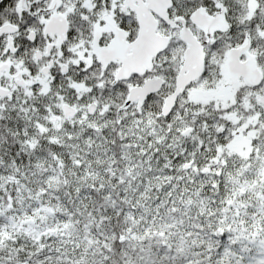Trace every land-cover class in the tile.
I'll return each instance as SVG.
<instances>
[{
  "label": "flooded vegetation",
  "instance_id": "1",
  "mask_svg": "<svg viewBox=\"0 0 264 264\" xmlns=\"http://www.w3.org/2000/svg\"><path fill=\"white\" fill-rule=\"evenodd\" d=\"M250 1L253 8L247 12L246 0H203L192 11L182 10L181 2L170 0L171 5L166 10L168 19L184 21L176 22V28L172 30L151 10L153 0H0V115H7L8 127L15 119L19 124L29 123L30 129L26 132L34 138H26L30 143L24 139L20 142L23 150L28 152L49 147L48 139L53 134L69 132L78 120L83 123L106 120L109 124L113 115L120 121L119 137L125 142L129 127L137 123L135 118L149 120L151 117L146 109L135 113L136 103L125 105L130 91L152 79L161 81L158 92L147 96L142 106L158 99L163 103L173 92L186 49L179 40V31L184 28L202 47L204 68L200 78L189 84L177 98L168 117L174 112L183 115L180 107L187 113V104L182 103V98L186 91L195 87L198 88L192 96H200L206 103L226 104L225 110L207 113L218 121V127L223 128L208 132L206 140L203 136L196 140V164L210 170L205 179L210 178L215 183L229 167L221 158L226 153L217 148L231 147L234 139L242 136L227 127L238 126L239 121H246L251 116V120L257 122V115L255 118L251 112L255 108L264 111V97H261L264 93L255 94L253 101L246 97L248 92L264 86V51L255 56L259 52L256 50L257 35L253 37L245 32L240 43L227 46L236 33L234 24L239 18L232 13V8L242 7L240 24H244L246 30V18L251 19V12L256 7L254 0ZM198 9H203L207 17L216 18L218 29L222 31L205 35L193 26L190 16ZM139 13L157 24L158 35L166 38L168 44L152 58L149 69L140 66L137 74L129 73L126 79L116 80L123 54L132 55L138 50L134 46L130 51L129 46L138 38ZM231 50L239 52L235 58L237 65L230 70ZM249 63L254 64L258 74H250L251 67L246 69ZM213 86L218 89L216 95L210 92ZM113 104L119 105L115 114L111 108ZM203 114L206 113L202 112L200 116ZM170 131L186 141L194 132L184 137L182 133L186 128L176 133L169 126L168 134ZM158 132L143 138L147 139L148 145L150 143L146 148L157 146L153 137H159L160 146L167 145L169 139L163 140ZM223 133L227 135L221 136ZM238 142L235 150L244 154L238 157L246 160V139ZM55 148L56 152H61L58 145ZM201 149H204L203 153ZM55 156L57 162L59 157ZM60 157L63 161V156Z\"/></svg>",
  "mask_w": 264,
  "mask_h": 264
},
{
  "label": "rangeland",
  "instance_id": "2",
  "mask_svg": "<svg viewBox=\"0 0 264 264\" xmlns=\"http://www.w3.org/2000/svg\"><path fill=\"white\" fill-rule=\"evenodd\" d=\"M241 1L243 2L244 0ZM246 4L248 7H246V10L249 9L250 11L253 8L251 1L246 0ZM238 15V19H241L242 11L238 12ZM262 31L264 29L258 28L257 33L261 35ZM256 50L259 52L255 56L262 55L261 51H264V44L261 49L257 48ZM250 53L254 54L253 51ZM262 60H264L263 57ZM216 86L210 88V92L214 95L218 91V86ZM196 88L198 87L189 89L183 95L182 103L184 105L187 104V113L179 118L177 125L170 126L174 132L180 133L187 128V122H194V132H192L193 134L187 140L193 146V149L191 148L192 152L183 153L181 151L179 154H170L167 155L169 159L171 157L173 159L183 157V154L185 155L186 161L192 158L194 156V150H197V138L203 136L204 140H206L209 132L208 128L202 122L199 124V120H202L200 113L213 114L215 111L225 110L227 107L226 104L222 105L218 101H215L213 104L206 103L207 101H202L200 96H192ZM262 93H264L263 85L256 91L248 92L246 97L253 101L255 94ZM258 110L255 108L251 112L252 115L255 114V118L257 115L256 120L264 118V111L260 112ZM178 113L174 112L172 116H177ZM144 118L142 117L141 124L137 122L129 127V134L124 136L126 144L119 158L120 167L112 163L114 156L109 150L106 132L102 131H106L107 129L108 123L106 120L102 122L95 120V122L90 121L87 123L78 120L74 122L76 125L69 132L53 134L48 141L59 146L61 151L59 154L63 156L64 164L59 168H55L46 159H38L36 161L37 165L30 168L29 172H26L28 170L25 169L21 171V175L18 177L20 178L18 180L19 183L15 188V198L12 205L6 208L0 204V218L4 222L6 221V226L1 227L0 230V242H6L12 237H17L19 240L21 238L26 239V241L29 238L32 241H29V243L35 246L39 244L43 236L48 235L49 238L52 237L51 240L56 245L61 244L67 246L69 253L75 256L73 262L79 261L81 263L79 255H84L87 257L85 261L83 260L84 264H101L100 260H93L92 255L96 247L95 244L97 243L94 239V237L97 238L95 234L101 230L100 227L102 225L100 224L105 220L102 215L97 214L96 211H92L88 205L89 199L86 196L79 195H83L81 190V186L82 188L85 187L83 184H87L89 187H96L105 195L108 194V184H111L116 187L124 185L123 192H128L130 205L135 207L133 212L128 213L134 215L128 217L129 219L133 217L132 221L135 225L134 228L127 227L125 230L127 234L125 237L128 243L137 240L144 244L145 247L141 249L146 254L151 252L158 245L155 236L139 235L137 231L146 225L151 230H156L157 227L160 228L161 226L160 229L163 233H160V237L166 243V246L169 245L170 240L176 241L179 243L178 249L183 255L188 251L192 254L196 252L198 254L200 251L205 250L211 252L210 247L204 242V239H207L203 238L201 242L197 237V233L193 231L196 227L192 229L186 223V216L191 213V207H193L192 211L199 212L202 209V205L200 206L197 202L195 195L185 200L181 193L171 191V188L168 186L169 178L165 174L167 163L163 158H159L156 151L146 148V146H149L146 138L143 140L142 137L135 135L136 131H140L141 135L143 133L144 135L147 134V123ZM252 118L253 116L251 118L248 117L246 121H239L238 126L227 127L229 130L232 129L234 132H239L242 136L241 138H235L231 147H218L217 149L223 150L226 153V155L221 157L224 159V163L229 165L226 170V176L227 173H242L249 170L251 172L249 175V190L259 193L257 191L258 189L264 190V138L259 136L261 129H257V122L251 120ZM211 122H214V118L211 119ZM215 125L214 122L211 129L217 130L218 128H223V126L218 127V125ZM255 128L256 130H254ZM86 129H90L97 134L94 135ZM226 135L227 133H223L221 136ZM252 137L254 138L252 139ZM153 139L156 145H160L159 137H153ZM245 139L246 158L249 161L245 159L241 160L238 155L244 156V154L235 150V147L239 143L238 140ZM204 146H207V143ZM201 150H203V153L204 149ZM185 158L183 157L182 163L176 166L177 169L185 166ZM235 160L239 162L232 164ZM59 170H61L60 174L63 173L64 175V184H61ZM187 176L194 186L196 177L191 172L187 173ZM106 180L111 182H105ZM210 180L208 178L201 182L198 181V185H200L198 187L201 189L202 185L208 184ZM4 181L5 179L0 177V188L4 187ZM28 181L33 188L37 189L41 187V189L35 190L29 185L26 186L25 183ZM222 186L226 187L224 183ZM241 190L246 192V184L241 186ZM70 191L74 194H67ZM187 200L191 202V207H186L185 201ZM201 201L206 204L210 203L203 199ZM168 203L176 207L179 206L178 208L183 214L178 217L173 214L168 215L172 217L169 220L163 219L164 221L162 222L164 223L162 225L154 224V221H156L154 216L157 212H161L162 217L165 215L163 213L168 214ZM212 208L210 207L209 211ZM121 251L125 253V248H122ZM138 261L140 264H143L147 259L141 257Z\"/></svg>",
  "mask_w": 264,
  "mask_h": 264
},
{
  "label": "trees",
  "instance_id": "3",
  "mask_svg": "<svg viewBox=\"0 0 264 264\" xmlns=\"http://www.w3.org/2000/svg\"><path fill=\"white\" fill-rule=\"evenodd\" d=\"M182 0H176V2H181ZM194 6L197 3H202L203 0H190ZM255 12L251 19L246 18V33L251 36L258 35V28L264 29V0H254ZM177 9L173 8V12ZM190 11L192 9H185ZM232 13L234 12L238 15V12L242 10L237 8H232ZM248 12V10H247ZM234 18L236 16H233ZM241 19L235 21L234 26L236 27V34H240L244 30L245 25L240 24ZM257 48L261 49V46L257 44ZM158 99V97H157ZM162 101L155 100L153 103H145L144 109L151 115L150 119H145L147 125L146 130L147 134L141 135L140 131H136L138 137L142 139L149 135V133L154 134L156 131L161 134L163 140L169 139V142L162 144V146L155 144L156 147L153 148V151H156L159 158L167 163L165 174L168 176V186L171 188L172 192L181 193L183 198L189 199L194 195L199 196L203 200L211 202L214 199H218V206L214 211V208L209 211V203L205 204L207 212H203V216L200 219H197L195 224V218L201 216L199 214L190 213L187 214L186 223L192 228L193 225L196 227L197 236H205L207 240L204 239L207 246L210 247L211 252L208 250L200 251L198 254L190 253L188 251L183 255L178 249L177 242L169 241V245L166 246V243L160 237L161 226L164 222L163 219L169 220L171 218L168 215H172L174 211L178 209L175 205H170L168 203V214H165L162 217L161 212H157L154 216V224H160V228L157 227L156 230L148 229L147 225L141 229H138L137 234L144 236H155V240L158 242L157 247H154L151 252L145 253L141 248H144V244L138 242H125L124 245H119L117 243V238L119 235H126V228L132 227L135 225L131 217L129 219L128 213L132 212L130 201L124 199L125 186L121 185L116 187L115 185L108 184V194L105 195L102 191H99L96 187L85 185L84 188L81 186L82 194L79 196H86L89 201L88 205L93 212L96 211L97 214L102 215L104 222L100 225V231L95 235H101L103 242L97 241L98 248L96 250V259L101 261L107 260L108 264H140L138 259L145 258L147 261L143 264H264V190L250 191L248 185L246 184V200L239 199L237 195L239 194L238 186L234 183L227 185L224 188L223 186H210L212 183L203 184L201 189L197 186H193L189 180L187 173L177 169V165L182 163L183 157H178L169 159L167 155L170 154H179L192 152L193 147L188 144L185 139H182L179 134L172 133L168 134V127L174 120H178L183 117L186 113L184 112L183 107L177 106V109L180 110V113L177 116H170V118H163L160 116V108ZM111 108L114 110V114L119 108V105L113 104ZM185 108V107H184ZM186 110V109H185ZM6 114L0 115V177L5 179L4 187L0 188V204L6 208H9L12 205V202L15 198V188L16 182L20 180L19 175L23 169L28 170L37 165L38 159H49L51 166L59 168L64 164L61 161V157L56 152L54 145L49 144L47 148L38 149L37 152L24 151L21 147V140L27 141L26 138L33 140V134L31 136L27 134L26 130L30 129L29 123L19 124L17 119L14 120L13 124L9 127L6 124ZM173 118V119H171ZM202 124L211 123L212 117L208 114H203L201 117ZM20 120V119H19ZM138 124H141L142 117L134 119ZM28 125V126H27ZM120 121L116 115H113L111 121L107 126V129L112 132H106L107 141L109 143V149L112 151L114 158L112 163L117 167H120V156L124 148V140L119 137V127ZM187 126L194 127V122H187ZM23 132V133H22ZM150 145V143H149ZM169 148H168V147ZM186 146L187 150H183V147ZM168 148V149H167ZM192 148V149H191ZM53 155L59 157L58 161H53ZM197 153L194 150V156L189 160H194L197 162ZM186 161V158H185ZM61 176V184H64L65 178L63 173ZM65 173V171L63 170ZM239 174V173H238ZM237 174V176H238ZM25 178V177H24ZM238 178L234 182H236ZM106 180L105 182H107ZM19 182V181H18ZM111 182V181H108ZM25 184L32 187L31 183L28 181ZM1 187V184H0ZM33 188V187H32ZM35 189V188H33ZM40 189L37 188L35 190ZM66 194V193H65ZM67 194L73 195L72 191ZM51 203V201H49ZM186 207H191V202L189 200L185 201ZM192 208V207H191ZM242 210V211H240ZM183 212L179 215L181 216ZM174 215V214H173ZM143 216V215H141ZM221 219L223 222L230 224V232L237 239L235 244L225 245L224 242L231 236V233L224 231L223 236L220 235L218 228L215 226L217 220ZM220 221V220H219ZM218 221V222H219ZM161 222V223H159ZM220 223V222H219ZM156 225V226H157ZM196 225V226H195ZM6 226V221H2L0 218V230L1 227ZM200 230H199V229ZM95 238V237H94ZM148 241V240H147ZM146 241V242H147ZM147 244V243H146ZM53 245H32V243L23 244L17 237H12L8 241L0 242V264H84V261L87 257L84 255H79L81 263L79 261L73 262L75 258L74 254H70L67 249L59 247L57 249L53 248ZM122 248H125V253L121 251ZM241 250V251H240ZM226 251V256H222V252ZM240 251V253H239ZM148 255V256H147ZM81 256V257H80ZM84 260V261H83ZM93 262V261H92Z\"/></svg>",
  "mask_w": 264,
  "mask_h": 264
},
{
  "label": "water",
  "instance_id": "4",
  "mask_svg": "<svg viewBox=\"0 0 264 264\" xmlns=\"http://www.w3.org/2000/svg\"><path fill=\"white\" fill-rule=\"evenodd\" d=\"M151 1V0H150ZM154 8L151 7L155 11L156 14L159 15L161 19H163L166 23L170 25V27L174 28L175 25L173 22H169L167 19L166 9L170 6V0H153ZM162 2V3H161ZM163 5V6H162ZM201 12H195L191 17L190 21L193 25L199 28L204 34H211L213 32L222 30L218 29L216 18H206L203 16L201 18ZM152 20L149 18H143L140 13L138 17L139 24V34L137 40L129 46L130 51H133V47L137 46L138 50L132 54L126 56V52L123 54L121 58L122 69L128 75L129 73L137 74V68L142 65V62L148 61L155 56L158 52L162 50L163 40L160 41L158 47L154 46L151 40L149 39L150 35L153 36V24ZM154 23V22H153ZM264 35V34H263ZM155 36V35H154ZM157 37V36H155ZM158 38V37H157ZM180 40L186 45V49L184 52V60L182 66L179 70V74L176 78L175 89L171 95H169L163 102L161 107V116L167 117L176 102L178 96H180L186 87L199 79L202 74L203 66H204V54L201 46L195 41V39L190 35L187 30H181L179 33ZM161 45V46H160ZM239 50H231L229 54L230 58V70L237 65L236 56H238ZM251 67L250 74L256 75L257 71L254 67L253 63L246 64V69ZM120 71L117 73L116 78L120 77ZM161 86V81L152 79L146 81L141 88L133 89L129 93V101L138 100V104L144 101V99L158 92ZM192 129L189 128L182 133V136H188L191 133ZM189 165L183 166V170H187ZM123 241V238H119V243Z\"/></svg>",
  "mask_w": 264,
  "mask_h": 264
},
{
  "label": "bare ground",
  "instance_id": "5",
  "mask_svg": "<svg viewBox=\"0 0 264 264\" xmlns=\"http://www.w3.org/2000/svg\"><path fill=\"white\" fill-rule=\"evenodd\" d=\"M181 3L183 4V7H182V10H185V9H195L197 6H194L193 4H192V2H190V0H182L181 1ZM175 7V6H174ZM173 7V8H174ZM254 12H255V10H253L252 12H251V18L253 17V14H254ZM152 24H153V27H152V29H153V36L152 35H150V37H149V39L151 40V42L153 43V45L156 47H158V45H159V43H160V41L161 40H163L162 42H163V44H161L162 45V50L161 51H163L164 49H165V47L167 46V39L165 38V39H163L162 37H160L159 35H158V32H157V24L154 22H152ZM245 32H246V30L244 29L242 32H240V34H236L235 33V35H233V37H232V40L229 42V45L227 44V46H229V47H231V46H235V45H237L238 43H240L243 39H244V36H245ZM157 36V37H155V36ZM160 45V46H161ZM170 48V47H169ZM168 48V49H169ZM151 61H152V59L151 60H148V61H145V62H142V65L141 66H147L148 67V69L151 67ZM121 72L120 73V77L119 78H116V80H122V79H126L127 78V74L125 73V71L122 69V67H120L119 69H118V71H117V73L118 72ZM117 73H116V75H117ZM166 99V98H165ZM164 99V100H165ZM123 101H124V99H122V101H121V105L123 106ZM133 103H136V106H135V108H134V112L136 113V112H140L141 113V111L144 109V105L142 106V104H143V102H141L140 104H138V100H134V101H129V95H128V97H127V100H126V102H125V105L126 106H129L130 104H133ZM179 120V119H178ZM178 120H174L171 124H170V126H175V125H177L178 123H177V121ZM215 122V124L216 125H218V121H214ZM214 122H211V123H207V124H205V126H206V128H208V131L209 132H214V131H216L215 129H211L212 128V125H213V123ZM215 125V126H216ZM215 128V127H214ZM211 129V130H210ZM106 132L108 133H110V134H112V132L110 131V130H108V129H106ZM252 132V131H251ZM254 137H252V139H253ZM183 150H187L186 149V146L185 147H183ZM199 166V167H198ZM187 173H189V172H191L192 174H193V176H195L196 177V181L194 182V186H197L198 185V181H202V180H204L206 177H207V174H208V169L207 168H204V166H200V165H198V164H196L195 162L194 163H191L190 165H189V167L187 168ZM227 181H229V182H234L235 180H236V178H237V174L236 173H227ZM128 193V192H127ZM127 193H125L123 196H124V199H128V197H130L129 196V194H127ZM61 195H62V193H61ZM131 199V198H130ZM131 209H132V212L135 210V207H131ZM182 212H181V210L178 208L176 211H174L173 212V214L176 216V217H178L180 214H181ZM102 237L103 236H101V235H98V238H94L95 240H96V242L99 240V241H101V242H103V240H102ZM52 239V237L51 238H49L48 237V235L47 236H43V238H42V240L39 242V245H46V244H48V245H53L54 247V249H57V248H59V247H63L64 249H66L67 248V246H65V245H61V244H58V245H56L55 243H54V241H52L51 240ZM19 241H21L23 244H25V245H27V244H29V241H26V239H20ZM97 244H98V242L95 244L96 245V247L94 248V251H93V255H92V258H93V260H95L96 258V250H97V248H98V246H97ZM58 250V249H57ZM101 258H103L102 257V255H101ZM100 258V261L102 260ZM96 260H98V259H96ZM108 261L107 260H105V261H101V264H108L107 263Z\"/></svg>",
  "mask_w": 264,
  "mask_h": 264
}]
</instances>
